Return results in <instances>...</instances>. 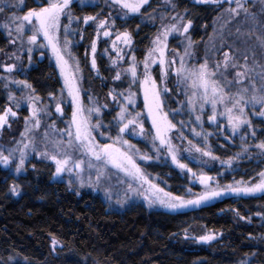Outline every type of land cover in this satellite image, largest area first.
Returning <instances> with one entry per match:
<instances>
[{"label": "rangeland", "instance_id": "obj_1", "mask_svg": "<svg viewBox=\"0 0 264 264\" xmlns=\"http://www.w3.org/2000/svg\"><path fill=\"white\" fill-rule=\"evenodd\" d=\"M186 1L190 4L194 3L195 0ZM4 2H6V0H0V3ZM12 2L15 3L16 0H12ZM241 2L244 3L245 7L249 3L255 2V8L248 10V15L238 23L241 27L235 28L234 26L231 31L223 32V23H234L239 16L246 15L242 10L240 11L239 16H236L228 11L229 8H235V0H233L231 4L224 2L221 8L227 10L226 15L224 16L225 19L220 22L218 21V18H216V21L212 24L213 29L216 30L211 34H208L206 37H204L207 33L204 29L205 26L202 27V29L198 30V38L194 39L191 35V31L194 29H192L193 22L190 19L191 16L189 10H187L185 6H179L175 0H170V2L169 0H148V3L141 8L140 13L136 14L128 13L126 9H122L119 5L115 4L113 0H72L71 13L74 17L83 18L84 16L89 15L96 17V21H90L87 25L83 24L82 20L74 21L72 23L68 36V39L71 41L69 46L71 57H68L67 55L65 57L66 59H69V63L72 65L71 70L75 72L78 78L81 99L86 109L84 115L89 117L92 124L99 122L101 125L100 128L94 130L93 135L98 142L110 144L113 143V140L119 134L123 140H127L129 144L134 145L135 147L131 150L130 154L133 155L136 163L141 167L144 173L148 175V178L152 180L153 183H155L157 178V175L153 174V171L158 169V163L155 161L159 158V156H161V159L170 164L174 169H177L180 173V177L186 181L187 186L184 187L185 190L182 193L185 199L194 198L193 194H198L205 190L204 185H202L197 178L199 175L203 174L211 176L207 173L208 169L222 164L230 166L227 163L229 160L232 161L231 165L238 163L239 160V157L221 158L214 154L208 142H204L205 136L219 135L217 140L220 138L228 140L230 136L238 135L243 133L245 130L250 135V130L253 127L251 123L250 127L247 125L242 126L235 133H233L231 126L226 121V118L219 115V111L222 110V106H218L216 122H212L208 119L211 115L210 105H205L203 112H201L199 111V103H197V108L193 111L191 105L188 103V97L192 92V89L188 87V83L190 82L178 84L177 77L175 75V69L180 66V57H184L185 67L189 69L198 67L200 64L204 63L205 60H207L209 68L217 72L214 79H217L228 93L229 91L227 90V87L231 84V81L228 80L226 72H228V70H234V75H232L234 76L232 77V87L235 91H240L243 86L241 85V87H237L238 83H236L235 73L238 70L243 71V68H233L231 66V62L227 70H225L223 66L219 69L215 68L217 62L222 63L224 59L223 53L225 50H230L232 52L230 56L236 58L237 61L235 62L238 65H244V58L247 56L246 63L249 71L247 72L248 78L244 80L246 83L245 87L250 88L251 83L254 81L257 89L264 88V0H241ZM256 2L261 3L258 4ZM28 4L29 7L27 6ZM43 4L44 0H24V6L19 9H14V11L16 12V15L22 16L26 14L28 10L33 8L38 9ZM93 5L98 6L97 12L93 14L87 13L86 7ZM11 14L12 13L10 11L6 10L5 13H3L5 21H0V28L4 31L7 37V49L4 51L5 57L2 62L0 61V66L14 63L17 67L16 70L10 74L4 72L3 68L0 67V76L8 77V79H0V91L6 98V102L3 100L5 106L3 110L0 111V114H2L6 108L12 107V109L16 111L17 115L14 118L9 117L10 127L5 126L0 129V150H3L7 155L8 150L16 148L21 140H24L25 143L31 140L35 147V151L32 150V146L27 149L25 169L20 173L15 171V165L18 163V159H14L12 164L8 167H4L2 164H0V166L9 169L17 176L28 174L29 169L36 175L38 171L41 172L40 163L42 162L50 166L49 173L52 181H64L71 188V190L78 193L88 191L89 193L92 192L94 194H98L105 201L109 210H122L128 205L134 203H144L149 206L148 202L144 199L143 194L138 195L136 192L128 190L129 184L132 185L133 189L139 188V182L126 176L125 173L119 171L118 169L113 168L110 164L106 165L103 161L92 160L94 167L88 168V161L91 158L84 156L80 150L67 148V145H65L64 147L66 148L68 154L72 157L73 161L81 159L85 161L84 171L81 173L84 180L82 186L80 180L76 177V171H79V169H76L71 174L66 171L60 176H57L55 175V163L52 160L40 155V152L45 150L50 153H55L52 142L55 140L67 139L64 135V130L69 125L75 106L71 103V98L67 95L64 78L60 73V68L56 63L51 49L42 48L40 46L46 43V41L43 40V37H40L35 45H29L27 43V36L31 34L30 32L26 30L23 38L18 39V34L14 30L12 31V34L9 35L8 30L2 26L5 22H7L8 16ZM137 15H142L143 17H139L141 22L148 24V32L146 35L149 36L146 38L148 40L147 46L143 49L139 57L138 54L142 50V47L134 46V36L131 34L133 26L129 25V21L131 23L130 17ZM173 17L176 19H173ZM181 17L183 18L182 21L180 19ZM100 20L108 21V24L103 29L98 27V22ZM189 20L192 22L191 27L187 33H183L182 29ZM67 23V19L62 20V25ZM173 24H177L181 31L173 32L168 36L167 48L165 49L164 55L165 64L161 65L158 62L150 64L149 72L156 80L157 84L160 85L161 89H163L165 83L170 89L167 93L161 91V98L164 101V111L168 114V119L171 120L172 123L174 122L176 124L173 112L166 109L167 100L165 99V95H168L173 91L175 92V98L172 97L173 100H171V103L180 104V107L176 106V109L174 110L176 117L178 116L179 119H182L179 120V122L185 127H189V130L187 129L186 132L181 134L175 133L176 128H174L169 135L171 137L172 144L177 149L178 159L189 168V165H196L192 172H195L197 176H193L192 172H188L187 170H182L177 167V165L173 163L170 154L163 148H161V151L157 153L152 147L151 136L148 135L150 132L154 135V129H152L151 119L147 116V109L144 104V87L141 83L143 80V61L147 59L148 52L156 47L153 42L155 41L157 35H160L166 27H170ZM12 27L14 29L15 26L13 25ZM117 27L119 29H117ZM105 30L110 31L112 35L105 37L103 35ZM123 32L130 33L132 39L130 45H126L121 41L116 40V34ZM97 33H99L98 39ZM249 34L253 35L249 36ZM258 37L261 39H258ZM198 39H201V41L199 42ZM13 40L16 42L12 43ZM189 40L192 42L190 48L188 47ZM114 41L116 45L115 48L113 47ZM93 42L96 43L95 59L99 73H97L96 69H93L91 66V46ZM77 47H81L80 54L79 51H77ZM222 47L225 49L221 51L220 49ZM29 48L32 49L31 52L28 51ZM117 49H119V53L117 52ZM185 49H188L190 55H184ZM13 53L20 56L21 59L16 60L15 57L12 56ZM29 56L31 57L30 60ZM118 56L123 58L119 59ZM133 56H135L137 64V80L135 83L132 82L130 73L126 71V69H128L132 64ZM46 58L51 59L54 62L55 67L58 70V75L62 81L63 88L54 94H48L47 100L43 101L40 99V101L36 102L37 107L41 109L38 114L40 127L39 129H36L32 127L33 121L28 119L31 116V109L26 98L29 95H37L35 92H31L29 89H24L22 86L11 83L10 81L25 80L21 77L25 74L24 71H26L29 67L34 66L38 59L44 60ZM153 59L158 61L159 54L154 53ZM172 59H175L176 63L169 67L167 62ZM76 60L79 61V71L75 68ZM112 60H117L116 65L112 64ZM102 67L106 69L104 77L100 74ZM165 69L168 71L166 80L163 76ZM84 70L89 71V76L83 74ZM117 72H120V80L115 79ZM62 90L63 96H61ZM238 91H236V93ZM235 94L232 95L234 96ZM10 95L15 96V101L9 99ZM113 96H116L115 100L112 98ZM89 97H91V99H89ZM129 97L133 100V103L131 104L128 103ZM57 101L61 104L63 114L56 112ZM17 104H19L18 108L16 107ZM104 105H107V107H104ZM94 106L100 108V113L93 112L89 114L87 109ZM122 107H127L128 112L133 115L137 111L143 114L141 119L145 129L144 136L138 135L137 133L139 130H133V126L131 125L126 132L118 133V127L120 126L118 114ZM259 111L260 108L258 105L255 110H253L252 106L249 105L246 109V114L248 118L251 117L252 119L255 118L260 121L263 126L260 127V132H262L264 131V116L258 115ZM197 115L201 116V121H197L195 119ZM206 123L212 130H214V132L210 130L205 132L200 129L199 124L203 127ZM26 126L30 129V131L28 132L27 137H23L22 133L25 132ZM45 132L48 133L47 139L44 136ZM197 132L200 133L199 136L196 135ZM100 133H104V135H100ZM109 137L112 139H109ZM257 140L259 144L264 139L261 138ZM188 141H191L192 144L189 145ZM202 142L206 145L201 146ZM218 145L223 146L221 143ZM115 147L127 150L128 146L116 143ZM195 147H200L205 151H211L212 154L219 157V159L213 160L208 156H203L200 152L195 151ZM246 149L249 150L251 148L246 147ZM259 151L261 154L258 155L264 154V150L258 149V153ZM15 155L18 157L19 153H16ZM144 155L151 157V159H141L140 157ZM243 155L244 154L241 156ZM245 157L246 160L249 159V157ZM71 165L72 161H70L69 167H71ZM159 167H161V165ZM97 169L102 170V179L98 183L95 180ZM262 172H264V170ZM89 177H91V181L89 180ZM69 181H71V183H69ZM250 181L252 183L259 182V177L257 180L251 179ZM217 183L219 184L220 181L216 177H213V181L211 182L212 187H215ZM188 189H191V193L188 192ZM142 191L143 190H141V192ZM10 192L13 198L18 197V195L14 194L12 191ZM117 201H120V203H117ZM151 208L166 209L159 205H153ZM246 224H249V222ZM209 233H213L216 236V233L205 227H196L192 225L181 230L178 235V239H180L181 243H183L187 236L190 239L191 244L196 248L208 249L209 251H212L213 254L220 253V251L218 252V245L213 244L211 247L207 245L210 243L212 244L217 240H212L209 243H201L198 242L197 239H193V237L198 238L201 235ZM225 258L227 257L225 256ZM229 262L231 261L229 260Z\"/></svg>", "mask_w": 264, "mask_h": 264}, {"label": "trees", "instance_id": "obj_2", "mask_svg": "<svg viewBox=\"0 0 264 264\" xmlns=\"http://www.w3.org/2000/svg\"><path fill=\"white\" fill-rule=\"evenodd\" d=\"M175 2L189 10L194 39L198 38V30L204 26L207 32L204 37L215 31L212 24L216 18L223 21L227 12L221 8L223 4L198 3L197 0L190 4L186 0ZM254 3H249L246 8L254 9ZM86 10L87 13H96L98 6H87ZM247 15L248 12L239 16L234 23H223V32L231 31L234 26L241 27L238 23ZM139 17L143 16L130 17L131 23L129 21V25L133 26L134 46L142 47L138 57L146 48V38L149 37L146 35L148 24L141 22ZM0 21H5L3 14H0ZM6 46L7 37L0 28L1 62ZM77 51L80 54L81 47H77ZM225 52L232 54L230 50ZM24 72L20 76L32 85L35 94L43 101L47 100L48 94L63 88L51 59H38ZM105 73L106 69L102 67L100 74L104 77ZM83 74L89 76V71L84 70ZM226 74L231 81L227 90L231 95L235 94L238 90L232 87L234 70H228ZM242 86L245 87L246 83ZM174 95V91L165 95L166 109L174 114L175 133L182 134L189 127L181 124L179 120L182 119L176 117L174 110L180 104L171 103ZM5 99L0 91V111L5 106ZM249 119L253 126L250 135L245 130L228 140H217L219 135H206L204 138V142H208L213 153L219 157H239L238 163L230 166L222 164L207 170L220 181L221 188L236 186L239 181L257 180L258 173L264 170V154L258 155L261 153L255 147L257 139H264V131L260 132L262 124L255 118ZM199 127L202 131L214 132L207 123L203 127L199 124ZM252 131H255V138L251 135ZM204 142L201 146L206 145ZM220 143L223 146L218 145ZM245 156L249 159L246 160ZM155 162L158 169L153 171L157 175L154 184L165 192L183 196L187 183L180 177L179 171L164 162L161 156ZM40 166L41 172L36 175L29 169L28 174L18 176L0 166V264H264V194L237 195L228 192L198 207L189 206L177 211L151 208L144 203L130 204L122 210H109L98 194L88 191L78 193L64 181H52L50 166L42 162ZM189 166L193 171L196 165ZM13 185L19 188L16 198L10 192ZM192 225L216 233L214 240L217 241L207 245H218L220 253L196 248L189 238L181 243L178 239L180 231ZM53 239L58 241L55 249L52 247Z\"/></svg>", "mask_w": 264, "mask_h": 264}, {"label": "snow or ice", "instance_id": "obj_3", "mask_svg": "<svg viewBox=\"0 0 264 264\" xmlns=\"http://www.w3.org/2000/svg\"><path fill=\"white\" fill-rule=\"evenodd\" d=\"M113 2L119 5L122 9H126L128 13H140L141 8L148 3V0H113ZM170 2V0H169ZM198 3H214V4H223L227 2L231 4L233 0H197ZM72 0H44V4L41 5L38 9L33 8L26 12V14L20 16L16 15L14 9H19L24 6V0H16L15 3L12 0H6L4 3H0V14L5 13L6 10L10 11L12 14L8 16L7 22L2 26L8 30L9 35L12 34L14 30L18 34V39H22L25 31L27 30L31 34L27 36V43L29 45H35L40 37H43V40L46 41L45 44L40 45L42 48H50L53 56L55 57L56 63L60 68V73L64 78V84L67 89V95L71 98V103L75 106V110L72 112L71 120L68 127L64 130V135L67 137L66 140H55L52 142L55 153H50L47 150L40 152V155L52 160L55 165V175L60 176L64 172L71 174L76 169V177L80 180L81 185L83 186L84 180L81 176V173L84 171V160H72V157L68 154L66 148H73L74 150H80L84 156L90 157L88 161V168L94 167L92 160L103 161L106 165L110 164L113 168L118 169L119 171L125 173L126 176L131 177L133 180L139 182V188L133 189L132 185H128L129 191H134L136 194L144 195V199L148 202L149 207L153 205H159L163 208H166L170 211H177L179 209L195 206L198 207L203 203H206L210 200L218 198L222 195H225L228 192L240 195H255L257 193L264 194V172L258 173L259 182L252 183L239 181L236 186L227 185L224 188H221L217 183L215 187H212L211 182L213 177L207 175H199L197 178L199 182L204 185L205 190L198 194H193L194 198L185 199L183 196L173 195L171 192H165L163 188L158 187L154 184L152 180L148 178V175L144 173L141 167L136 163L133 155L130 154L131 150L134 149V145L129 144L127 140H123L122 137L118 134L113 143H100L96 140L93 135L94 130L101 127L100 123L92 124L89 117L85 116L86 111L82 99L81 92L78 86V78L73 72L72 65L69 63V59H66V55L71 57L70 44L71 41L68 39L71 25L74 21H81L83 24L87 25L90 21H96L95 16H84L74 17L71 13ZM243 11L247 14L248 9L245 7L244 3L241 0H235V8H229L228 11L233 13L236 16L240 15V11ZM67 19L68 23L62 25V20ZM173 19H176L173 17ZM181 21L183 18H180ZM108 24L107 20H100L98 22V27L103 29ZM192 22L189 20L187 24L183 27L182 32L187 33L191 27ZM15 26L14 29L12 26ZM181 31L177 24H173L170 27H166L164 31L157 35L155 41L153 42L156 47L148 52V57L143 61V80L141 81L144 87V104L147 109V116L151 119V126L154 129V135L150 132L148 133L151 136L152 147L156 150L157 153L163 148L167 151L173 163L177 165L182 170H187L192 172V169L182 163L177 157V149L171 142V137L169 133L176 127L171 120L168 119V114L164 111V101L161 98V91L167 93L170 89L166 86L161 89L160 85L157 84L156 80L152 77L149 72L150 64L159 63L161 65L165 64L164 55L165 49L167 48V39L168 36L173 32ZM239 31V30H238ZM105 37H109L112 33L108 30L103 32ZM82 38V37H81ZM99 38V33H97V39ZM258 39H261L258 37ZM116 40L121 41L126 45H130L132 42L131 35L128 32L117 33ZM16 41L13 40L12 43ZM192 42L189 40L188 47H191ZM113 47L115 48V41L113 42ZM31 48L28 49L31 52ZM107 51V50H105ZM119 53V49H117ZM92 60L91 66L93 69L97 68V63L95 59L96 53V43L93 42L91 46ZM159 54V60L153 59V54ZM185 56L190 55L188 49H185ZM16 60H20L21 57L12 54ZM224 59L221 62H217L215 65L216 69H219L221 66L227 70L231 62L233 68H243V71H236V83L243 85L245 79H247V72L249 71L247 67V56H245V64L238 65L234 57L230 56L228 52L223 53ZM11 58V57H10ZM119 59L123 57L118 56ZM31 57L29 56V60ZM117 60H112V64L116 65ZM169 67L176 63L175 59L169 60ZM180 66L175 69V75L177 77L178 84L188 83V87L192 89L191 95L188 97V103L191 105L193 111L197 108V103H199V111L203 112L205 105L211 106V115L208 119L212 122L217 121L218 106H222V110L219 111V115L226 118L227 123L231 126L232 132L235 133L242 126H251V120L247 117L246 109L249 105L252 106V109L255 110L257 105L260 108L258 115L264 116V88L257 89L255 83H251V89L249 87H242L234 96L228 93L225 88L220 84L217 79L214 77L217 75V72L213 69H210L205 60L204 63L200 64L195 68H186L184 64V57L179 59ZM3 68V71L6 73H12L16 70V64H4L0 66ZM75 68L79 71V61H75ZM132 77V82L135 83L137 80V64L135 56L132 57L131 66L126 69ZM163 76H168V71L165 69ZM0 79H8V77L0 76ZM116 80L121 79L120 72H117L115 75ZM11 83L22 86L24 89H29L31 92H35V89L30 83L26 80H11ZM231 83V82H230ZM63 96V90L61 92ZM114 100L116 96L112 97ZM10 100L15 101V96L10 95ZM27 102L31 109V116L28 118L33 121L32 127L39 129L40 119L39 112L41 109L37 107L38 101H40L39 96L29 95ZM91 99V97H89ZM128 103H133L131 97L128 98ZM19 107V104L16 105ZM107 107V105H104ZM56 112L63 114V109L59 101L56 103ZM87 112L89 114L95 112L100 113V108L92 107L88 108ZM17 113L12 109V107L6 108L2 114H0V129L5 126L10 127L9 117H16ZM143 114L139 111L135 114L128 112L127 107H122L118 114V120L120 126L118 127V133H124L129 129V126H133V130L138 129V135L144 136L145 129L141 116ZM197 121H201V116L197 115L195 117ZM27 125V120H26ZM30 129L26 126L25 132L22 133L23 137H27ZM104 135V133H100ZM197 136L200 135L199 132L196 133ZM251 135L255 137V131L251 132ZM45 138L47 139L48 133L45 132ZM109 139H112L109 137ZM158 142V144H157ZM116 143H121L127 145V150H122V148L115 147ZM189 145L192 144L191 141H188ZM32 146V150L35 151V147L32 144V141L29 140L27 143L24 140H21L16 148L8 150L7 155L3 150H0V164L4 167H8L12 164L14 159H18V163L15 165V171L20 173L25 169V162L27 159V149ZM256 148L264 150V141L255 145ZM138 151V150H136ZM195 151L200 152L203 156H208L213 160L219 159L212 154L211 151H205L200 147H195ZM19 153L18 157L15 155ZM143 160L151 159V157L144 155L140 157ZM72 161L71 167L69 163ZM223 163V161H222ZM231 165L232 161L227 162ZM102 170L97 169V175L95 177L96 182L98 183L102 179L101 175ZM193 176H197L195 172H192ZM255 179V178H253ZM91 181V177H89ZM71 183V181H69ZM147 186V187H145ZM141 190H143L141 192ZM11 191L19 195V191L16 185H13ZM188 192L191 193V189H188ZM107 195V193H106ZM120 203V201H117ZM239 215V213H237ZM244 219V217H240ZM186 238H188L186 236ZM216 238L215 234L209 233L206 235H201L197 239L201 243H209ZM58 241L52 240V247L55 249ZM243 264V262H242Z\"/></svg>", "mask_w": 264, "mask_h": 264}]
</instances>
